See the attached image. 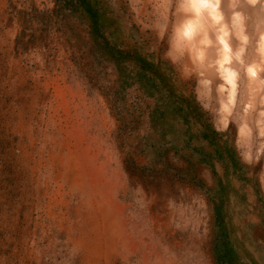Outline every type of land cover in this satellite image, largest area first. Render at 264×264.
Wrapping results in <instances>:
<instances>
[{"label": "rangeland", "instance_id": "obj_1", "mask_svg": "<svg viewBox=\"0 0 264 264\" xmlns=\"http://www.w3.org/2000/svg\"><path fill=\"white\" fill-rule=\"evenodd\" d=\"M108 1L123 8V20L133 27L128 41L138 39L145 54L161 60L179 93L192 91L213 129L227 135L264 199V0H219L232 50L239 52L232 103L216 64L196 59L198 42L192 49L176 45L183 0ZM53 8L54 0H0V264H213L203 191L125 172V159L149 168L153 156L138 152L135 135H119L103 96L115 85L114 69L94 67L95 81L87 84L75 65L87 51L79 24L65 18L60 29L72 32L45 38L30 22L33 38L26 41L33 43L17 50L24 15ZM248 64L260 67L256 78L245 74ZM124 92L128 107L139 103L134 88ZM199 178L211 186L208 170H200ZM234 187L252 208V190ZM242 209L236 201L231 205L237 236L242 219L256 222L254 216L241 218ZM243 248L264 264V250L251 243Z\"/></svg>", "mask_w": 264, "mask_h": 264}, {"label": "trees", "instance_id": "obj_2", "mask_svg": "<svg viewBox=\"0 0 264 264\" xmlns=\"http://www.w3.org/2000/svg\"><path fill=\"white\" fill-rule=\"evenodd\" d=\"M124 14L123 8L115 9L108 0H54L52 10H34L24 15L26 26L16 40V48L26 50L33 43L26 41L28 37L33 38L27 34L32 32L30 22L38 28L37 34L48 38L59 32L61 35L71 33L72 28L60 29L59 21L74 19L87 40L84 61L74 64L82 67L87 84L95 81L94 67L103 64L114 69L115 85L104 91L103 96L119 124V135H135L140 141L135 146L140 148L138 152L143 154L147 149L153 156L149 168H139L130 159H125L127 175L177 180L198 187L211 211L209 255L213 264H257L243 248L245 243H251L256 249L264 250V199L255 174L240 162L227 135L213 129L192 91L189 96L180 94L163 62L145 54L138 39L133 43L128 41L133 27L126 25ZM127 88L138 92V104L127 106L123 99ZM141 100H150L152 105L143 107ZM173 160L180 166H173ZM205 169L211 175L212 184L208 187L201 184L199 178V171ZM234 183L252 190L255 198L252 208L235 189ZM234 201L243 205L241 218L248 215L256 219V222H242V219L243 227L238 236L232 221Z\"/></svg>", "mask_w": 264, "mask_h": 264}, {"label": "bare ground", "instance_id": "obj_3", "mask_svg": "<svg viewBox=\"0 0 264 264\" xmlns=\"http://www.w3.org/2000/svg\"><path fill=\"white\" fill-rule=\"evenodd\" d=\"M247 1L253 4L256 0ZM193 3L199 6L198 9L192 10L189 7ZM181 10L185 14L182 16L177 30L185 23L191 24L192 30L189 37L177 38V47L187 43L192 49L193 45L198 42L196 49L194 47L196 59L203 61L204 58H207L208 61L210 60L216 64V69L227 87L228 100L232 103L236 93V72L238 68V65L234 63V57L239 55V52L235 54L236 51L233 52L232 50L229 27L226 26L219 0H207V2L183 0ZM211 31H214V37L211 35ZM176 35L178 36V32ZM259 39L261 54L264 57V30L259 34ZM258 67L255 64L245 65L244 72L249 78H256Z\"/></svg>", "mask_w": 264, "mask_h": 264}, {"label": "clouds", "instance_id": "obj_4", "mask_svg": "<svg viewBox=\"0 0 264 264\" xmlns=\"http://www.w3.org/2000/svg\"><path fill=\"white\" fill-rule=\"evenodd\" d=\"M189 7L192 10H196V9H198L199 6L195 3H193V4L189 5ZM191 30H192L191 24L185 23V24L181 25L177 30L178 38L183 39V38L189 37L191 35Z\"/></svg>", "mask_w": 264, "mask_h": 264}, {"label": "snow or ice", "instance_id": "obj_5", "mask_svg": "<svg viewBox=\"0 0 264 264\" xmlns=\"http://www.w3.org/2000/svg\"><path fill=\"white\" fill-rule=\"evenodd\" d=\"M201 2H207V0H201Z\"/></svg>", "mask_w": 264, "mask_h": 264}]
</instances>
